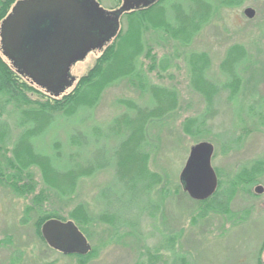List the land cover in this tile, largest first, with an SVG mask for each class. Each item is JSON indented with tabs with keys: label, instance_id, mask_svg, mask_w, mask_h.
I'll return each mask as SVG.
<instances>
[{
	"label": "rangeland",
	"instance_id": "rangeland-1",
	"mask_svg": "<svg viewBox=\"0 0 264 264\" xmlns=\"http://www.w3.org/2000/svg\"><path fill=\"white\" fill-rule=\"evenodd\" d=\"M208 1L127 12L110 41L74 63L59 96L21 74L29 101L0 97V264H264V0ZM106 62L104 83H88ZM204 88L217 90L211 109ZM72 99L69 112L47 105ZM201 141L214 145L221 212L181 182ZM34 146L80 151L84 172L57 173ZM41 209L82 218L92 250L53 249L36 225Z\"/></svg>",
	"mask_w": 264,
	"mask_h": 264
},
{
	"label": "water",
	"instance_id": "water-1",
	"mask_svg": "<svg viewBox=\"0 0 264 264\" xmlns=\"http://www.w3.org/2000/svg\"><path fill=\"white\" fill-rule=\"evenodd\" d=\"M158 0H123L116 9L99 0H18L0 25L1 50L22 75L59 96L75 80L74 63L116 35L121 16ZM245 13L255 15L248 7ZM214 145L201 141L192 146L181 182L193 198L213 195L218 178L211 164ZM256 192L264 187L258 185ZM47 243L63 253L87 254L92 244L74 220L51 218L42 226ZM81 264V263H78Z\"/></svg>",
	"mask_w": 264,
	"mask_h": 264
},
{
	"label": "trees",
	"instance_id": "trees-1",
	"mask_svg": "<svg viewBox=\"0 0 264 264\" xmlns=\"http://www.w3.org/2000/svg\"><path fill=\"white\" fill-rule=\"evenodd\" d=\"M15 1H17V0H0V23L8 15V13L10 12V10H11V8L13 6V3ZM204 1L207 4H210V2L208 0H204ZM190 9H191V11H190V13L188 15L192 16L193 9L192 8H190ZM199 19H198L199 28H201L202 25L200 24V22H201V20H203L202 16ZM113 48H115V47L112 46V47L109 48V50L113 49ZM110 53H112V52H110ZM2 54L3 53H2V50H1V47H0V97L1 96H5L8 103H13L14 100H16L18 104H19L20 101L22 102V100H23V102L24 101H29V97H26V94H25L24 91H27V89L31 88V86L27 83V81L23 80V78L21 77L22 75L18 72L17 68H15V66H13V64L11 62H9V60H7ZM109 60H107V61H109ZM234 61L238 62L239 60H238V58H235ZM107 67H108V62H106L105 65L104 64H99L96 67L95 74L92 75V78H91L90 82L88 80V83H92V85H95V86L98 83H100V85L102 83H104L103 82V77L105 78L106 75H103V74L105 73V69H107ZM110 76H111L110 78H115L114 72H110ZM146 85H147V83H146ZM215 89L216 88H211V94H210L207 91L208 89L204 88L205 91L203 92V94L207 97L208 105H209L208 108H210V109H211V106L213 105V102H214V96L217 93V90L215 92ZM212 90H214V91L212 92ZM91 92H93L91 94H93L95 96V97H93V100L97 101V99H94V98H96V95H95L94 91H91ZM54 99H56V98H54ZM56 100H58V99H56ZM73 101L74 100L72 99L69 102V104H67L68 103L67 101H66V103H62L60 101H54L53 103H49L48 102L47 105L50 104L52 108L65 109L66 111L69 112L70 111V107L69 106H71V103ZM157 101L159 102V99ZM29 103H30L29 105L32 108V110H36V108H39L40 106H42V103H35V102H29ZM14 104H15V102H14ZM158 105H160V103ZM46 107H48V106H46ZM67 117H69L68 120L75 119V118H72L70 116H67ZM127 123L125 125H126V128L129 130L128 133L130 135L134 131V129H133L134 124L131 123L130 120H127ZM70 134H71V132L69 133V135ZM35 136L36 135H32V138H30V143L33 144L32 140H33V137H35ZM33 151H34L33 153L36 154L39 157L40 160H42V161L47 160L50 163L51 167L57 173L59 172V174L61 173L63 175L64 174L68 175L69 173H75V172H78V174H82V172H84L83 171L84 169L82 167L83 166V163H82L83 159L81 157L82 155H81L80 151L79 152L77 151V152L67 153V156H64V154L62 153L63 152L62 150L61 151L60 150L57 151L53 155H50L48 153L42 152L41 150H37V148L35 146L33 147ZM66 157H67V163H65L66 162ZM92 159H94V161H95V158H92ZM96 160H98V159H96ZM18 163H20V162H18ZM107 163L108 162L100 163V166L101 165H105ZM221 193L222 192L220 190H218L212 196L206 198L204 202H202V201H198V202L200 204H206V207L208 209L212 208L215 211L217 210V211L221 212V211L227 210V207L229 205L228 204V199L225 196L224 197L221 196ZM47 211L48 210H42L41 209L39 211L41 219L40 220L37 219V222H36V225L38 227V230H39L41 236H43V233H42V230H41L42 229V224L47 219L56 218V217L59 218V219H62V220L65 219L64 217H62L58 213H55V212H50L49 213ZM198 215L201 218V217L207 216L208 212H206V211L199 212ZM74 219H75L74 221L78 224V226L81 228V230L87 235L88 231L85 230V227H84L83 223L81 222L82 218L81 219L80 218H74ZM43 238H44V236H43ZM74 254H76V253H71L69 255H74ZM77 254L81 255V256L85 255V254H79V253H77Z\"/></svg>",
	"mask_w": 264,
	"mask_h": 264
},
{
	"label": "flooded vegetation",
	"instance_id": "flooded-vegetation-1",
	"mask_svg": "<svg viewBox=\"0 0 264 264\" xmlns=\"http://www.w3.org/2000/svg\"><path fill=\"white\" fill-rule=\"evenodd\" d=\"M49 219H51V218H49ZM49 219H47V220H49ZM47 220H46V221H47ZM46 221H45V222H46ZM45 222H44V223H45ZM42 226H43V225H42Z\"/></svg>",
	"mask_w": 264,
	"mask_h": 264
}]
</instances>
